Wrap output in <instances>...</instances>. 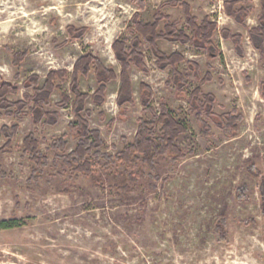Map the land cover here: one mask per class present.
<instances>
[{
  "label": "rangeland",
  "instance_id": "374dc122",
  "mask_svg": "<svg viewBox=\"0 0 264 264\" xmlns=\"http://www.w3.org/2000/svg\"><path fill=\"white\" fill-rule=\"evenodd\" d=\"M167 1L142 0L141 7L135 0H0V76L19 86L18 94L8 98L23 99V82L31 74L43 81L51 70L68 73L65 80L56 79L48 107L59 113L55 125L35 123L31 116L0 117V129L18 125L5 151L7 138L0 131V221H16L0 229V264H264V55L249 40V30L259 23L260 0H250L253 11L245 26L226 14L225 0H185L199 22L206 16L217 22V51L157 41L163 52L180 53L199 65L198 71L187 61L177 65L187 78L181 88L173 82L171 68L157 67L144 43L147 70L131 64L133 101L120 106L121 64L112 45L134 38L129 30L134 14L151 23L160 10L169 18L159 30L176 21L191 35L182 8L164 5ZM69 26L88 30L77 38ZM224 28L243 35V55L221 36ZM18 52L27 53L19 63L14 60ZM88 52L117 76L107 84L103 104L87 99L90 114L85 117L91 129L100 131L111 154L134 141L140 118L153 117L142 102L141 83L151 87L149 105L157 113L165 104L187 127L176 139L186 156L178 162L169 155L157 158L159 178L142 162L105 166L103 160L93 175L75 176L56 158L63 152L52 149L54 140L65 135L66 152L78 144L79 136L69 129L75 120L72 101L59 103L65 94L73 100V67ZM206 75L212 79L203 83ZM80 86L91 96L98 87L94 74L81 77ZM200 86L215 95V114L236 110L242 116L235 134H226L206 115L203 120L211 131L203 133L191 97ZM30 133L48 157V165L35 175L33 163L23 154ZM155 133L160 135V125ZM125 186L129 190L124 191ZM242 186L247 192L241 198ZM219 224L225 226L224 237Z\"/></svg>",
  "mask_w": 264,
  "mask_h": 264
},
{
  "label": "trees",
  "instance_id": "16d2710c",
  "mask_svg": "<svg viewBox=\"0 0 264 264\" xmlns=\"http://www.w3.org/2000/svg\"><path fill=\"white\" fill-rule=\"evenodd\" d=\"M141 7L144 6L142 0H135ZM250 0H225L224 9L227 15L232 17L237 23L244 25L247 17L252 13L253 7L249 5ZM164 5L180 7L183 10L186 23L191 31V35L179 28L178 22H166L164 29L159 30L160 23L169 17L158 10L151 23L139 20V13L134 14L132 25L129 27L134 38L128 40L126 38L115 40L112 47L116 59L121 64V87L118 93L117 103L123 106L133 101L132 86L129 78L128 69L131 64H134L143 70H147L142 53V46L147 43L153 55L156 58V65L159 69L166 70L171 68L172 80L179 87L186 85V76L181 74L177 69L180 62L187 61L180 53L167 54L163 52L157 43L159 39H166L181 44L191 43L196 48H204L209 51L216 52L214 36L218 30L217 22L211 17L206 16L202 21L192 14L191 6L185 0H169ZM260 16L257 26L249 30V40L252 46L262 55H264V0H260ZM68 32L77 38H81L86 31V27L77 28L75 26L67 27ZM220 34L227 40H230L235 50L239 55L244 54L243 35L232 33L229 29L220 30ZM26 52H18L14 60L19 63L25 56ZM191 70L198 71L199 65L193 61H187ZM94 74L98 84L96 91L90 96L84 92L80 86V78L88 77ZM68 73L67 70H51L45 80H41L38 74L29 75L23 82V87L27 90L23 94V99L12 101L8 98L9 95H16L19 92L18 84H14L4 80L0 76V117L4 115H14L19 118L31 116L35 123L43 125H55L58 121V112L50 111L51 96L56 89L55 81L57 78L65 80ZM116 72L107 66L95 55L88 52L78 58L73 67L71 75L70 90L73 100L68 95H63V100L59 106H65L72 101V108L75 120L69 124L71 132H76L79 136L76 148L71 152H66L68 142L65 140V135L52 142V149L57 153L62 151L63 154H57L56 158L62 160L66 169L71 171L75 176H91L94 172L95 165L104 161L105 166L112 164L133 165L137 162H142L151 170L152 177H158L156 159L169 155L173 162H178L183 159L186 154L176 145V139L180 134L188 132L187 127L177 121L168 107L163 104L161 112L157 113L155 109L149 105L153 97L151 87L146 83H141L140 89L142 94V102L145 105V110H149L153 117L148 120L145 118L139 119L137 133L132 143H127L121 151L111 154L107 150V145L103 140L99 130L91 129L88 120L85 118L90 114L87 108V99L91 97L93 102L101 105L105 101L107 84L116 79ZM210 75H206L202 82L211 80ZM261 88L264 89V82ZM192 107L196 111L197 120L203 125V133L208 135L211 131L209 124L203 120V116L211 117L213 121L223 128L228 135H233L238 131V123L242 120V116L236 110L217 115L214 113L216 97L212 93H206L201 86L196 88L192 94ZM28 108V111L25 109ZM48 108V109H47ZM160 125V135L157 136L155 129ZM18 125L3 126L1 133L7 138L3 150L11 147L12 140L16 136ZM126 142V139H123ZM23 154L28 156L33 163V175L40 172L43 167L48 165V157L41 152L39 140L34 133L28 134L23 141ZM254 171L255 169L252 168ZM2 175L3 172H1ZM123 190H129L127 186ZM239 197H244L247 192V186H242L239 190ZM261 210L264 220V177L260 185ZM14 220L0 221V229L11 228L15 226ZM219 234L224 237V224L218 225Z\"/></svg>",
  "mask_w": 264,
  "mask_h": 264
}]
</instances>
